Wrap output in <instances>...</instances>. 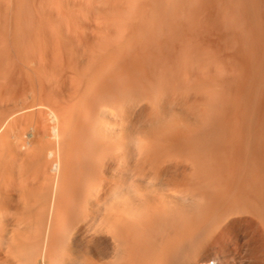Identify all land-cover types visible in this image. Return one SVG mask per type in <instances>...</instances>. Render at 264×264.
Segmentation results:
<instances>
[{
  "label": "bare ground",
  "instance_id": "bare-ground-1",
  "mask_svg": "<svg viewBox=\"0 0 264 264\" xmlns=\"http://www.w3.org/2000/svg\"><path fill=\"white\" fill-rule=\"evenodd\" d=\"M120 16L91 31L72 22L38 24L31 30L39 41L18 47L15 29L11 41L4 34L0 48L10 54L0 56V264H264L263 22L250 16L255 30L262 27L248 29L260 44L237 20L241 31L235 27L223 47L234 46V56L223 61L219 49L204 45L197 59L191 51L188 58L190 44L182 48L177 34L182 45L171 46L186 52H179L182 67L173 62L169 79L159 68L162 83L145 68L157 69L151 52L165 53L173 41L150 51L158 41L150 35L162 26L125 27Z\"/></svg>",
  "mask_w": 264,
  "mask_h": 264
},
{
  "label": "rangeland",
  "instance_id": "rangeland-1",
  "mask_svg": "<svg viewBox=\"0 0 264 264\" xmlns=\"http://www.w3.org/2000/svg\"><path fill=\"white\" fill-rule=\"evenodd\" d=\"M166 1L168 2L167 4H166ZM178 1V3H176ZM189 1H192V2H190V3H188ZM203 1H204V4H202L203 3ZM228 1H229V4H228ZM196 0V1H194V0H0V9H1V13H0V15L2 16H0V21H2L1 23L3 24L4 23V26L6 27H4V26H2V24L0 25V30L2 31V33H1V31H0V33L2 34L1 36H2V38H0L1 40V42L0 43H2V44H0L1 46V48H2V45H4V44H6L5 42H4V40H5V38H6V36H7V34H8V39H6V40H10L11 41V39H12V41H11V43L13 44H15V41H18L17 42V44H16V46L18 45H20V44H18V43H22V40H23V43H30V41H31V43L33 42V40H35L36 42H37V40L38 39H35V37H32L33 36V31L32 30H35V29H37V27H39V25L41 24V25H43V27H62V26H68L69 24V26H71V22L73 23V25L72 26H78V27H80V25L82 26V27H84V25H85V27H88L89 26V28H90V26H95L96 27V25L97 26H99L100 24L101 25H103L104 27L107 25V23L109 24V25H111L112 23H115V21H114V19L112 20L111 19V17L110 16H114V18L115 19H117L116 21H118V18H117V16H120V19L122 20V16L123 15H125L123 18H124V20L122 21V22H117V23H119V24H121V23H123L124 21L126 22V21H128V22H126V24L124 23V24H121L122 26H127L128 24H130L131 23V25L130 26H137V24H140V26H141V29L143 30V27H147L148 28V26H156V24H158L157 25V29L159 28V27H161V29L159 28V32L162 34V32H164V31H162V28L164 29V30H166V32H168L166 35L165 34H162L163 36L162 37H160V33H154V35H150L151 36V39H152V41H153V43H155L156 42V40H157V38H158V41L156 42V44H153L152 46H150L149 48V50L150 51H152L153 49L155 50V51H158V49L159 50H162L163 51V49L165 50V53H164V51L163 52H156V54L157 53H159V55L161 54H163L162 56L160 55H155V53L152 51L151 53H152V55H153V57H154V59L153 58H150V60H151V62L153 61V60H155L156 58V61H154L153 62V65H156V64H154V63H156L157 62V69H153V71H152V68L154 67V68H156L155 66H150V67H152L151 69H150V67L148 66V68L150 69H148V68H145V71H148V73L149 74H151V73H153L154 75H156L155 73H156V71H157V77H159L162 73H163V71L166 69V72L164 71V75H165V77L167 78V79H169V75H170V72H171V70L172 69H176V68H173L172 67V65L175 63V66H177L178 67V69L179 68H181V67H179L180 65H182V61H183V59H184V57L185 56H187V55H192V60H193V58H195V59H197L198 57L197 56H199L200 54L199 53H201L202 51H201V49L200 48H202V46H203V48L205 47V49L207 48V49H210V50H213V51H215L216 49L218 50L219 49V52L218 51H216V56H218L217 54H219V53H221V54H219L220 56H218V59L219 58H221V56H223L222 58H223V60H224V58L225 59H227V57L229 56L230 57V53L233 51V53H231L232 55L234 54V50H232V47H234V46H232V45H230V46H232L230 49H231V51H229V50H225L227 47L229 48V44H231V39H230V37H232V35H233V29L235 30L238 26H237V24L239 25V23L240 24H242V25H239V27H241L242 28V26L243 27H245V26H247L246 27V29H243L244 31H246V32H248L250 35L252 34V33H250V31H248V29H250L252 32L253 31H257V29H258V26L260 27L261 25H258L257 26V28H256V30L254 29V27H256L255 25H253V24H255V22H259L258 24H262V23H260L261 21L263 22V25H262V27L264 26V0H262L263 1V3H262V1L261 0H258V2H257V0H242V1H244V2H241V1H239V0H237V2H240V4L239 3H237V6H241V8L240 7H238V9H237V6H236V0ZM254 1V2H253ZM156 2V3H155ZM164 2V3H163ZM169 2H170V4H169ZM174 2H175V4H174ZM198 2V4H196ZM209 2V3H208ZM211 2V3H210ZM212 2H216L215 4L214 3H212ZM231 2H233L232 4H231ZM247 2V3H246ZM251 2V3H250ZM74 3H75V5H74ZM173 3V4H172ZM184 3H186V4H184ZM191 3H195V4H191ZM206 3V4H205ZM224 3H225V5H224ZM257 3V4H256ZM261 3V4H260ZM155 4H157V5H155ZM165 4V5H164ZM169 4V5H168ZM177 4V5H176ZM184 4V5H183ZM202 4V5H201ZM210 4V5H209ZM219 4V5H218ZM233 4H235V5H233ZM242 4H244V5H242ZM249 7V8H246L245 6L246 5ZM253 4V5H252ZM72 5V6H71ZM160 7H159V6ZM164 5V6H163ZM190 7H189V6ZM191 5H192V7H191ZM198 5V6H197ZM214 5V6H213ZM227 5H229L228 6V8H231V5H232V8L231 9H228L227 8ZM252 5V6H251ZM260 5V6H259ZM69 6V7H68ZM155 6L157 7V8H155ZM162 6V7H161ZM165 6L166 7H169V8H165ZM172 6H173V9L171 10V8H172ZM177 6V7H176ZM182 6V7H181ZM256 6V7H255ZM257 6H258V9H254V8H257ZM63 7H66V8H63ZM152 7V8H151ZM175 7V8H174ZM186 7V8H185ZM194 7H195V9H194ZM209 7L211 8V9H209ZM220 7V8H219ZM222 7H224V8H222ZM227 8V10H226V8ZM234 7V8H233ZM246 9H248V11L251 13H249L248 14V16H249V18H247V21H246V17H247V15H246V13H248V11H243V10H245V8ZM251 7V8H250ZM260 7V8H259ZM75 8H76V10H75ZM81 10H80V9ZM163 9L161 12H159L160 11V9ZM181 8V9H180ZM184 8H185V10H184ZM197 8V9H196ZM214 8H215V11H214ZM217 8V9H216ZM223 10H222V9ZM3 9H5V11L3 10ZM72 9H74V10H71ZM140 9V10H139ZM150 9L152 10V11H150ZM157 9V10H156ZM159 9V10H158ZM169 11L168 13H169V15H168V13H167V11ZM170 9V10H169ZM180 9V10H179ZM183 9V10H182ZM206 9V10H205ZM241 9V10H240ZM253 9V10H252ZM40 10V11H39ZM46 10H48V11H46ZM83 10V11H82ZM116 10V11H115ZM119 12H118V11ZM125 12H124V11ZM128 10V11H127ZM130 10V11H129ZM132 10V11H131ZM148 10H149V12H148ZM155 10V11H154ZM194 10V11H193ZM202 10H203V13H204V15H203V13H202ZM208 10V11H207ZM209 10H210V12H209ZM220 12H219V11ZM240 10V11H239ZM257 10V11H256ZM258 10H260V11H258ZM262 10H263V12H262ZM7 11V12H6ZM39 11V12H38ZM65 12V15H64V12ZM76 13H75V12ZM107 11L109 12V14L107 13ZM115 11V13L112 15V13ZM142 13V20H143V22H144V20H145V22L144 23H142V20L140 19L141 18V15H139V13ZM164 11V12H163ZM179 11V12H178ZM197 11V12H196ZM225 11V12H224ZM227 11V12H226ZM18 14L19 13V18H18V15H16L15 16V14ZM44 12V13H43ZM48 12V13H47ZM60 12H62V13H60ZM81 14H80V13ZM82 12H84L83 14L85 15L86 14V12H89V13H87L86 14V16L84 17V15L82 14ZM100 12V13H99ZM104 12H106V13H104ZM120 13V14H118V13ZM128 12V13H127ZM138 14H137V13ZM158 13V14H156L155 15V13ZM166 12V14H164L163 15V13H165ZM171 12V13H170ZM196 12V13H195ZM209 12V13H208ZM244 12V13H243ZM256 12H258V13H256ZM8 13V14H7ZM13 13V14H12ZM22 13H23V15H22ZM73 13H75L76 15H75V17H74V15L72 16V14ZM122 13V14H121ZM123 13H126L127 14V16H126V14H123ZM130 13H133V14H130ZM140 13V14H141ZM160 13V14H159ZM213 13V14H212ZM225 13V14H224ZM5 14V15H4ZM39 14V15H38ZM50 14V15H49ZM58 14H59V16H58ZM101 14V15H100ZM106 14V15H105ZM135 14H137V15H135ZM171 14V15H170ZM175 14V15H174ZM200 16H199V15ZM215 14V15H214ZM231 14V15H230ZM241 14H242V16L244 17V20H243V17L241 16ZM253 14H255V15H253ZM3 15H4V17H3ZM25 15V16H24ZM35 15V16H34ZM38 15V16H37ZM56 15L58 16V17H56ZM62 15V16H61ZM64 15V16H63ZM68 15H69V18H71V19H69L68 18ZM83 15V16H82ZM97 17H96V16ZM98 15H100V17L98 16ZM106 17H105V16ZM109 15V16H108ZM135 16V19H133L134 17L133 16ZM152 15V16H151ZM159 15L160 16H162L161 18L162 19H160V17H159ZM166 15L168 16V19H167V17H166ZM189 15V16H188ZM207 15V16H206ZM254 17H253V16ZM260 15V16H259ZM40 16V17H39ZM76 16H77V18H76ZM81 16V17H80ZM153 16H155V17H153ZM172 16V17H171ZM195 16H197V19H196V17ZM201 16H203V17H201ZM212 16V17H211ZM223 16H224V18H223ZM226 16V17H225ZM230 16V17H229ZM238 16V17H237ZM241 16V17H240ZM250 16H252L253 18H252V21L254 22H252L251 21V17ZM257 16H259L258 18H257ZM262 16V17H261ZM23 17L25 18L24 20H23ZM38 18V20H39V22H38V20H37V18ZM49 17V18H48ZM55 17V18H54ZM64 17V18H63ZM68 18L67 20H66V18ZM78 17H80L79 19H78ZM106 18L105 20L103 19V18ZM129 17H131L132 19H130ZM136 17L138 18L137 20H136ZM145 19H144V18ZM147 17V18H146ZM153 17V18H152ZM156 17L158 18L157 20H156ZM184 17H186L187 18V20H186V18H184ZM190 17V18H189ZM199 17H201V18H199ZM229 17V18H228ZM6 18V19H5ZM15 18H16V20H15ZM31 18V19H30ZM35 18V19H34ZM58 18V19H57ZM72 18H74V19H72ZM77 20H76V19ZM93 18H95V19H93ZM97 18H99V19H97ZM102 18V19H101ZM128 18H129V20H128ZM149 18V20H147ZM166 18V19H165ZM224 20H223V19ZM238 18V19H237ZM4 21H7V23L6 22H3V20ZM12 19V20H11ZM18 19V20H17ZM27 19V20H26ZM55 19V20H54ZM57 19V20H56ZM61 19V20H60ZM81 19V20H80ZM119 19V20H120ZM127 19V20H126ZM139 19H140V21H139ZM205 19V20H204ZM220 19V20H219ZM233 19H235L236 20V22H235V24H234V21L235 20H233ZM250 21H249V20ZM258 19H259V21H258ZM262 19V20H261ZM30 20V21H29ZM35 20V21H34ZM40 20H41V22H40ZM43 20H44V22H43ZM73 20V21H72ZM76 20V21H75ZM102 20H103V23H102ZM109 20H112V21H109ZM131 20H133L134 21V23H133V21L132 22H130ZM153 20H155V21H153ZM159 20V21H158ZM166 20V21H165ZM185 20H186V22H185ZM191 20V21H190ZM197 20V21H196ZM201 20H202V23H201ZM222 20V21H221ZM226 20V21H225ZM230 22H229V21ZM237 20L239 21V23L237 22ZM244 22H242V21ZM257 20V21H256ZM14 21V22H13ZM35 23H33V22ZM52 21H54L55 22V24H54V22H52ZM61 21H63V22H61ZM78 21H80V23L78 22ZM83 21V22H82ZM84 21H86V22H84ZM93 21V22H92ZM96 21V22H95ZM101 21V23H99ZM168 21V22H167ZM183 21V22H182ZM225 21V22H224ZM23 23L21 26V29H19L18 28V26H20V24L21 23ZM29 22V23H28ZM58 22H60V23H58ZM78 24H77V23ZM106 22V24H104ZM111 24H110V23ZM135 22H138V23H135ZM147 22V23H146ZM157 22H159V23H157ZM196 22H199V24H195ZM205 22H206V24H205ZM213 22V23H212ZM247 22H249V23H247ZM7 24V26H6V24ZM25 23V24H24ZM44 23V24H43ZM58 23V24H57ZM67 23V24H66ZM75 23V24H74ZM91 23V24H90ZM97 23H99V25L97 24ZM152 23H155L154 25L151 24ZM161 23V25L159 26V24ZM192 23V24H191ZM211 25H209V24ZM221 23H223V24H221ZM232 23V24H231ZM237 23V24H236ZM246 23V25H244ZM253 23V24H252ZM9 24H10V28H9ZM39 24V25H38ZM60 24V25H59ZM64 24V25H63ZM84 24V25H83ZM96 24V25H95ZM165 24V25H164ZM182 24V25H181ZM184 24H186L185 26H184ZM194 24V25H193ZM202 24V25H201ZM231 24V26L229 27V25ZM248 24V25H247ZM251 26H250V25ZM14 25V26H13ZM27 25H29V28H28V26ZM31 25V26H30ZM34 25V26H33ZM40 25V26H41ZM62 25V26H61ZM101 25H100V27H101ZM181 25V26H180ZM192 25V26H191ZM196 25V27L197 28H195L194 26ZM210 26V28H209V26L208 27H206V26ZM222 25H223V27H222ZM253 25V26H252ZM257 25V24H256ZM2 26V27H1ZM24 26V27H23ZM27 26V27H26ZM36 26V27H35ZM102 26V27H103ZM140 26L138 25V27L140 28ZM167 26V27H166ZM184 26V27H183ZM212 26H214V27H212ZM216 26H219L220 27V29H219V27L217 28ZM16 27V28H15ZM35 27V28H34ZM99 27V28H100ZM128 27V26H127ZM178 27H180V31L181 32H179V29H178ZM187 27V28H186ZM189 27H192L191 29H189ZM205 27V28H204ZM212 27V28H211ZM226 27V28H225ZM236 27V28H235ZM250 27V28H249ZM262 27H260V28H262ZM2 28H3V30H2ZM9 28V29H8ZM25 28V29H24ZM33 28V29H32ZM92 28V27H91ZM91 28L89 29L90 31H91ZM97 28V27H96ZM139 28H136L135 27V31L136 32H140V31H138L139 30ZM146 28V29H147ZM167 28V29H166ZM175 28H177L178 29V32L177 31H175V32H173L174 31V29ZM182 28H184V29H182ZM200 28V29H199ZM202 28H203V30H202ZM215 28V29H214ZM228 28V29H227ZM241 28L239 29V28H237L235 31H236V34H237V31H241ZM14 29L16 30L15 31V33H17V34H15L14 33ZM17 29H19V30H17ZM32 29V30H31ZM93 29V28H92ZM95 29V28H94ZM101 29V28H100ZM138 29V30H137ZM140 29V30H141ZM157 29H154V30H157ZM177 29H175V30H177ZM182 29V30H181ZM200 30V32H199V30ZM207 31H206V30ZM208 29H209V34H212L213 32L215 33V31H217L216 32V35L213 33L211 36L209 35L208 36ZM227 29V30H226ZM230 29V30H229ZM239 29V30H238ZM7 31V32H9L10 33V35H9V33H6L5 31ZM20 30H21V34L20 35H18L19 34V32H20ZM102 30V29H101ZM145 30V29H144ZM168 30V31H167ZM185 32H189V33H185ZM190 30H192L191 32H192V34L190 33ZM214 30V31H213ZM225 30V31H224ZM263 31H264V28L262 29ZM262 30H260L261 31V33H262ZM4 31V32H3ZM198 31V32H197ZM213 31V32H212ZM222 31V32H221ZM229 31V32H228ZM232 31V32H231ZM234 31V32H235ZM258 31H259V29H258ZM31 33V36L30 35H27L28 33ZM103 32H105V31H103ZM156 32V31H155ZM157 32H158V30H157ZM165 32V33H166ZM183 32H184V34L185 35H183ZM211 32V33H210ZM219 32V33H218ZM221 32V33H220ZM225 32H226V34H225ZM228 32V33H227ZM88 33H91V32H89L88 31ZM175 35H174V34ZM179 33H182V34H179ZM224 35H223V34ZM257 33V32H256ZM4 34H6V36L4 35ZM15 34V38L16 37H19V38H14V36L12 37V35H14ZM26 34V35H25ZM91 34H94V33H91ZM91 34H89L90 36H91ZM147 34V33H146ZM159 34V35H158ZM177 34H179V35H177ZM188 34H190V35H187ZM205 34L207 35V36H205ZM220 34V35H219ZM229 36H228V35ZM235 34V33H234ZM4 35V36H3ZM17 35V36H16ZM21 35H22V37L24 38H22L21 37ZM148 34L147 35H145L146 37L147 36H149ZM157 35V36H156ZM186 36V38L185 37H179L181 40L183 39V42H185V40H187L186 42L187 43H189L190 44V46L186 43V44H181V43H179L180 42V39L178 38V37H175V36ZM192 35V36H191ZM214 35L216 36L215 38H213L214 37ZM217 35H219L220 37H222V38H218L219 36H217ZM222 35V36H221ZM226 35V36H225ZM254 34H252V38L254 37V38H256L257 39V35H258V37H261V36H259L260 34H256L255 36H253ZM262 35V34H261ZM263 35H264V33H263ZM263 35H262V37H263ZM0 36V37H1ZM29 36V37H28ZM89 36V37H90ZM93 36V35H92ZM98 36V35H97ZM97 36H95L96 37V39L95 40H97V38H99V37H97ZM144 37L142 34H140V37ZM149 36V37H150ZM159 36V37H158ZM172 36V37H171ZM173 36L175 37V38H173ZM203 36V37H202ZM204 36H205V38H204ZM213 36V37H212ZM236 38H234V39H239V38H237V35H234ZM233 36V37H234ZM12 37V38H11ZM26 37H27V42H25L26 40ZM44 37V36H43ZM94 37V38H95ZM154 39H153V38ZM155 37H157V38H155ZM165 37V38H164ZM168 37H169V40L172 42V43H174V44H172V43H170L169 44V40H168V42L166 41V39H168ZM171 37V38H170ZM192 39H191V38ZM200 37H202L203 38V40H202V38H200ZM228 37H229V39L230 40H228ZM9 38H11V39H9ZM29 38V39H28ZM31 38V39H30ZM45 38V37H44ZM47 38V37H46ZM94 38L92 37V39H93V41L92 42H94ZM115 38V37H114ZM175 39V40H173V39ZM188 38V39H187ZM210 38V39H209ZM213 40H212V39ZM251 38V37H250ZM4 39V40H3ZM18 39V40H17ZM92 39H90V41L92 40ZM178 41H177V40ZM190 39V40H189ZM201 39V40H200ZM216 41H215V40ZM221 39H223V41L221 40ZM233 39V38H232ZM256 39H253V41L254 40H256ZM264 39V38H263ZM14 40V41H13ZM29 40V41H28ZM160 40V41H159ZM161 40H163V42L161 41ZM188 40H189V42H188ZM205 40V42L203 43V41ZM207 40V41H206ZM210 40H212V41H210ZM219 40H221V41H219ZM226 40H227V42H226ZM250 40H252V39H250ZM258 40V42H260L261 41V39L259 38V39H257ZM260 40V41H259ZM10 41H8V42H10ZM19 41H21V42H19ZM34 41V42H35ZM39 41V40H38ZM176 41V42H175ZM198 41H199V43H198ZM202 41V42H201ZM214 41V42H213ZM262 41H264V40H262ZM7 42V41H6ZM33 42V43H34ZM182 42V41H181ZM195 42H197L199 45H197V43H195ZM213 42V43H212ZM219 42V43H218ZM223 44V43H225V44H221V43ZM230 42V43H229ZM233 42H236L235 40L233 41ZM257 42V43H258ZM4 43V44H3ZM11 43H8L7 45H6V47L9 45V44H11ZM22 43V44H23ZM163 43H165L166 45H167V43L169 44V45H167V46H165V44L163 45ZM176 43V44H175ZM202 43V44H201ZM207 44V46H206V44ZM212 43V44H211ZM227 43V44H226ZM255 42H253V44H254ZM256 43V44H257ZM160 45V46H162L163 45V47L164 48H159L160 46H158L157 47V45ZM178 44V46H177V48L180 46V44L182 45V48L183 47H185V46H187L188 48H186V50H184V51H188L187 53H186V55L184 56V55H182L181 53H179V52H182V50H178L179 52H177L176 51V53L175 52H173V48H172V46H174L175 45V47H176V45ZM194 44V46H192ZM201 44V45H200ZM218 44H221L220 46L218 45ZM233 44H235L236 45V43H233ZM260 44H261V42H260ZM24 45V44H23ZM172 45V46H171ZM208 45H209V47H208ZM210 45H211V47H212V49H211V47H210ZM215 45L216 46H219V47H216V48H214L215 47ZM259 45V44H258ZM17 46V47H18ZM155 46H156V49H155ZM195 46H196V49H193V48H195ZM198 46V47H197ZM199 46H201L200 48H199ZM255 46H257V45H255ZM10 47V46H9ZM16 47V48H17ZM166 47H167V49L169 50V51H166L167 49H166ZM171 47V48H170ZM191 47V48H190ZM223 47H226V48H224L223 49ZM259 47H261L260 45H259ZM0 48V49H1ZM4 48H5V45H4ZM3 48V49H4ZM21 46H20V49H19V51L21 50ZM153 48V49H152ZM180 48V47H179ZM202 48V50H203V52H204V50L205 49H203ZM223 49V50H220V49ZM8 49V48H7ZM6 49V51H8ZM10 49V48H9ZM152 49V50H151ZM189 49V50H188ZM191 49H193V50H191ZM199 49H200V51H199ZM2 50V49H1ZM0 50V52L2 53V55H1V53H0V56L2 57V56H4L5 55V52L6 51H1ZM17 50H18V48H17ZM172 50V52L175 54H171L172 52H170ZM261 50V49H260ZM21 51H23V49L21 50ZM184 51L182 52V53H184ZM189 51H191V53L189 52ZM193 51V52H192ZM195 51H198L197 53L195 52ZM227 51H229V53L227 52ZM9 52V53H8ZM7 53L8 54H10V51H8ZM24 52V51H23ZM168 52H170L169 53V56H167V53ZM194 52H195V56L196 57H194ZM7 53H6V55H7ZM19 53V52H18ZM184 53V54H185ZM227 54V55H225V54ZM11 54H12V52H11ZM165 54V55H164ZM180 54V55H179ZM224 54V55H223ZM20 55V54H19ZM22 55V54H21ZM175 57H174V56ZM177 55V56H176ZM180 57H179V56ZM9 56L10 55H8V56H6V58L8 59L9 58ZM161 57V58H159V57ZM164 56V57H163ZM171 56V57H170ZM234 56V55H233ZM232 56V57H233ZM166 57H168V58H171V60L169 59V60H167V58ZM181 57H183L181 60H180V58ZM188 57V56H187ZM228 57V59H232V57H230L229 58ZM162 58L165 60V58H166V64L163 62V60H162ZM177 59V58H179V60L181 61V63L180 62H177L175 59ZM189 58V57H188ZM188 58H187V60H188ZM222 58L221 59H219L220 61H223L222 60ZM264 58V57H263ZM2 59V58H1ZM153 59V60H152ZM4 60V59H3ZM162 60V61H161ZM175 60V61H174ZM178 60V59H177ZM178 60V61H179ZM187 60H185L186 62H187ZM5 61V60H4ZM184 61V62H185ZM232 61V60H231ZM159 62V63H158ZM172 62V63H171ZM174 62V63H173ZM177 62V63H176ZM227 62H229V61H227ZM3 63V62H2ZM164 63V64H163ZM158 64H160V65H158ZM162 64H163V67H162ZM177 64V65H176ZM178 64H180L179 66H178ZM184 64V63H183ZM1 65V64H0ZM3 65V64H2ZM1 65V66H2ZM158 66H160V67H158ZM174 66V67H175ZM164 67H165V69H164ZM167 67V68H166ZM172 67V68H171ZM1 68V67H0ZM159 68H163V69H159ZM146 69H148V70H146ZM4 70V68L1 70V71H3ZM160 70V71H159ZM170 70V71H169ZM228 70V69H227ZM232 70V69H231ZM230 69H229V71H227L228 73L231 71ZM234 70V69H233ZM0 71V72H1ZM160 73H159V72ZM162 72V73H161ZM173 72V71H172ZM226 72V73H227ZM231 72H233V71H231ZM160 74V75H159ZM159 75V76H158ZM164 75H161L162 77H160L161 78V80H159L160 82H162L163 80H164V82L167 80V79H165V77H164ZM4 77H5V75H4V72H1L0 73V80H4ZM159 78V79H160ZM163 79V80H162ZM1 81V82H2ZM6 81V80H5ZM167 82V81H166ZM163 83V82H162ZM230 83V82H229ZM0 84H3V85H5L4 83H0ZM2 85V86H3ZM163 86H164V84H162ZM1 86V85H0ZM228 86V85H227ZM230 86H231V84H230ZM4 87V86H3ZM181 88H182V86H181Z\"/></svg>",
  "mask_w": 264,
  "mask_h": 264
},
{
  "label": "clouds",
  "instance_id": "clouds-1",
  "mask_svg": "<svg viewBox=\"0 0 264 264\" xmlns=\"http://www.w3.org/2000/svg\"><path fill=\"white\" fill-rule=\"evenodd\" d=\"M114 264H117V262H116V261H114Z\"/></svg>",
  "mask_w": 264,
  "mask_h": 264
}]
</instances>
